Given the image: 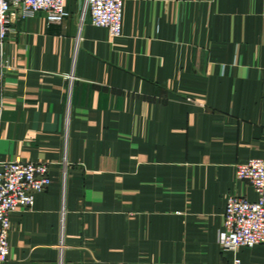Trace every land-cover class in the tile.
<instances>
[{
	"label": "crops",
	"instance_id": "1",
	"mask_svg": "<svg viewBox=\"0 0 264 264\" xmlns=\"http://www.w3.org/2000/svg\"><path fill=\"white\" fill-rule=\"evenodd\" d=\"M68 16L12 18L0 161L49 163L10 215L5 264H264L222 251L235 165L264 158V0H125L121 36Z\"/></svg>",
	"mask_w": 264,
	"mask_h": 264
},
{
	"label": "built area",
	"instance_id": "2",
	"mask_svg": "<svg viewBox=\"0 0 264 264\" xmlns=\"http://www.w3.org/2000/svg\"><path fill=\"white\" fill-rule=\"evenodd\" d=\"M67 0H0V69L5 60V46L14 16L25 17L43 12L50 24H61L68 16ZM125 0H85L80 25L104 27L111 38L121 36ZM49 163L39 161H0V264L9 257L10 215L18 209L33 207L36 195L51 184ZM235 176L247 181L256 199L231 194L226 199L222 229L217 242L222 251L252 248L264 242V158H251L235 165ZM233 264H241L237 258Z\"/></svg>",
	"mask_w": 264,
	"mask_h": 264
}]
</instances>
